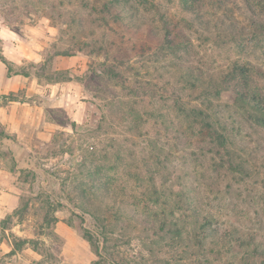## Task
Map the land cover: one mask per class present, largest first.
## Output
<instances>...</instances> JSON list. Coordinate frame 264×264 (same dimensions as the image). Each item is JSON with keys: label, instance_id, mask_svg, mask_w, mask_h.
Listing matches in <instances>:
<instances>
[{"label": "rangeland", "instance_id": "374dc122", "mask_svg": "<svg viewBox=\"0 0 264 264\" xmlns=\"http://www.w3.org/2000/svg\"><path fill=\"white\" fill-rule=\"evenodd\" d=\"M106 2L0 0V30L45 21L56 30L48 54L78 55L83 63L65 71L81 85L82 120L56 129L51 141L28 142L31 173L18 175L0 139V264H91L97 257L76 226L82 218L96 230L83 204L109 220L106 264H224L217 252L187 247L157 220L195 207L264 242V124L232 100L244 90L264 104V0H119L123 23L143 34L136 38L112 22ZM164 22L187 34L184 48L169 51L154 39ZM39 66L22 61L12 70ZM177 68L208 75L219 94L191 89ZM225 75L230 79L222 81ZM66 110L46 115L67 125ZM220 120L233 128L226 150ZM80 186L99 191L83 195Z\"/></svg>", "mask_w": 264, "mask_h": 264}, {"label": "crops", "instance_id": "0c3cea01", "mask_svg": "<svg viewBox=\"0 0 264 264\" xmlns=\"http://www.w3.org/2000/svg\"><path fill=\"white\" fill-rule=\"evenodd\" d=\"M55 35V28L42 20L25 24L20 31L7 27L0 30V53L13 67L22 61L40 65L37 72L9 73L7 65L0 60V99L7 100L0 102V124L4 132L12 136L2 141L12 151L18 174L29 167V141L35 137L51 141L56 129L69 130L72 124L82 120V105L77 96L78 86H81L79 81L70 72H66L67 78L58 77L57 73L70 68L75 71L83 63L78 55L48 54ZM46 61L51 70L49 74H43L47 68L43 69L42 65ZM19 91L22 95L17 97ZM72 101L77 103L70 104ZM56 108L67 109L70 123L64 125L47 118V109ZM26 126L30 132L25 131Z\"/></svg>", "mask_w": 264, "mask_h": 264}, {"label": "trees", "instance_id": "16d2710c", "mask_svg": "<svg viewBox=\"0 0 264 264\" xmlns=\"http://www.w3.org/2000/svg\"><path fill=\"white\" fill-rule=\"evenodd\" d=\"M118 3L119 0H107L105 4L107 7L105 8L106 12L111 13L112 22L116 23L123 30H127V32L133 38L142 36L143 34H140V32H133L130 27H127L126 24L123 23V19L125 17L121 14L122 8L120 5H118ZM109 7L112 9L118 8V10L113 14ZM123 14H126V12ZM161 27V32H159L156 37L154 36V39H156L161 47H166V49L169 51H171L173 47L177 50L185 47V42L188 41L187 34L180 30L176 24H167L164 22ZM147 37L152 38L153 36L149 33L147 34ZM84 46L86 47L88 44L84 43ZM79 49L81 50L82 48ZM0 60L7 65L9 73L13 71V66L3 57L1 53ZM177 72L180 73V78L189 83V87L191 89L205 87L209 89L210 94H219V90H213L211 87H209L212 85V80L210 77H208V75L196 76L183 68H177ZM21 73H26V71H21ZM57 74L58 77H68L66 72H58ZM234 78L235 76L231 78L233 83L238 85V80ZM227 79H230V77L225 75L224 80L222 79V81H226ZM236 91L237 92H235V95L232 96L233 102L247 110L251 118H253L256 123L260 125L264 124V104L257 100L256 97H249L248 94L244 92V90ZM219 122L221 124V129L227 132V135L224 134V136H222L225 142L224 144H221V148L226 150L224 146L229 144L228 139L233 128H228L225 124L223 125L224 122L222 120ZM8 137V134H6L4 130H0V139ZM229 154L231 153L229 152ZM229 161L232 164L235 162L236 168L239 171L243 172L246 170L247 166L245 164H239L238 162L232 161L231 159H229ZM23 173H31V170L22 169L19 171L18 175L21 176ZM97 189L94 190V188L91 186H80L79 192L83 195H86L85 193L87 192L85 191L89 190L90 193L95 195V193L99 191ZM104 193L102 195H105L107 199H111V207L115 210H118L115 199L112 198L113 195L110 192ZM79 209L83 213L90 214L95 222L96 230L94 231L83 226V222L81 221L82 218H80V222H78L76 225L81 230L83 238L89 243L92 252L97 257L91 262V264H101V261H103V264H106L107 260L104 258L102 251L107 247L106 243L108 238L107 235L109 220L105 216L102 217L88 210L89 208L86 206V204L79 206ZM17 212L18 208L14 210L15 214ZM133 219L138 220L140 218L133 217ZM5 221L6 219L1 220V222ZM143 221L145 220L142 218L141 220H138V222ZM157 224L160 229L168 227L176 239H185V245L189 248L200 247L202 250L208 253L217 252L220 254L221 260L224 262V264H241L243 261H251V263L257 264V262L254 261L255 258L259 260L260 264H264V242L257 237L256 232L248 228H242L238 224L229 221L223 222V225L220 226L216 216L209 211L201 212L197 210V208L192 207L189 209L188 213L181 217H176L173 214L172 220H157ZM189 225H191L192 229L189 228ZM149 227V229L154 230L156 226L154 225L153 227ZM185 229H189V236L182 234Z\"/></svg>", "mask_w": 264, "mask_h": 264}]
</instances>
